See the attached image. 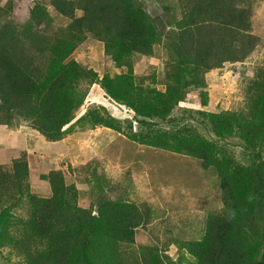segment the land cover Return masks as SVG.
<instances>
[{
  "label": "trees",
  "instance_id": "1",
  "mask_svg": "<svg viewBox=\"0 0 264 264\" xmlns=\"http://www.w3.org/2000/svg\"><path fill=\"white\" fill-rule=\"evenodd\" d=\"M160 1L49 0L58 24L37 1L22 25L9 20L12 2L0 7V127L18 118L50 143L76 127L104 128L199 161L219 182L221 207L207 216L201 238L178 245L191 259L185 263L264 264V60L247 67L261 47L252 18L264 0H175L173 11L162 5L168 25L149 6ZM89 42L102 46L114 73L100 75L75 60ZM159 46L162 80L136 72L135 60H152ZM236 65L246 71L243 106L203 110L206 76ZM93 86L130 118L121 122L103 107L78 116ZM235 146L241 160L230 151ZM11 161L10 169L0 166V253L18 264L184 263L162 259L153 246L135 247L147 210L99 196L84 207L62 171L49 172L41 191L30 185L26 155Z\"/></svg>",
  "mask_w": 264,
  "mask_h": 264
},
{
  "label": "rangeland",
  "instance_id": "2",
  "mask_svg": "<svg viewBox=\"0 0 264 264\" xmlns=\"http://www.w3.org/2000/svg\"><path fill=\"white\" fill-rule=\"evenodd\" d=\"M35 1L46 6L55 24L62 22L54 9L48 6L49 0ZM7 2L13 4L9 20L17 25L24 24L34 2L0 0V7ZM160 2L149 6L156 8L155 15L160 16L163 23L168 25L162 5L172 10L175 0ZM254 11L252 27L257 30L255 35L264 38L263 15ZM73 57L83 67L100 75L114 73L111 60L104 55L100 44H84ZM165 60L166 54L163 47L159 46L152 60L141 59L137 66L136 59L134 68L145 76L155 73L156 78L162 80ZM263 60L264 42H261V47L247 61V67L257 66ZM236 67L234 70L229 66L222 71H212L206 76L208 106L203 110H236L243 106L241 87L244 86L242 73L245 69L242 66ZM145 68V71H140ZM155 88L161 91L164 89L160 85ZM189 97L190 104L195 102L193 104L197 107V93ZM104 98L99 87H91L78 116L92 107H103L121 122L130 118L127 110ZM190 104L187 107L192 109ZM26 127L18 118L10 126L0 127V166L10 169L11 159L25 154L28 158L30 185L35 189H48L46 175L51 171H62L67 185H74L78 190L79 205L85 207L86 202L98 200V196L137 205L139 209L148 211V226L135 231V247H156L162 259L166 256L172 262L184 261L183 264H186L185 260L191 261L178 245L201 238L207 216L221 207V189L212 171L203 170L197 160L139 146L123 135L104 128L91 130L76 127L71 135L53 144ZM230 151L236 159L241 160L240 147H231ZM125 202L124 205H127ZM7 261V264H18V260L8 258L6 251H2L0 264H6ZM163 261L168 264L165 259Z\"/></svg>",
  "mask_w": 264,
  "mask_h": 264
},
{
  "label": "crops",
  "instance_id": "3",
  "mask_svg": "<svg viewBox=\"0 0 264 264\" xmlns=\"http://www.w3.org/2000/svg\"><path fill=\"white\" fill-rule=\"evenodd\" d=\"M264 3V2H263ZM261 5H264V4H260L259 6H256L255 8V11H254V13L256 12V13H258V15H260V14H262L263 15V18L261 19V20H264V6H261ZM261 6V7H260ZM255 17H256V15H254ZM260 20V21H261ZM254 22V17H253V21H252V26H254L253 23ZM252 33L255 35V31H257L256 30V28H254V27H252ZM257 36V35H256ZM259 38V37H258ZM261 38V37H260ZM262 39V42H264V38H261ZM236 66H239V65H236ZM236 66H231V68H233V70L235 69V68H237ZM224 70V69H223ZM21 131H22V129H21ZM28 159V158H27Z\"/></svg>",
  "mask_w": 264,
  "mask_h": 264
},
{
  "label": "clouds",
  "instance_id": "4",
  "mask_svg": "<svg viewBox=\"0 0 264 264\" xmlns=\"http://www.w3.org/2000/svg\"><path fill=\"white\" fill-rule=\"evenodd\" d=\"M26 128H28L29 130H31V131H33L31 128H29V127H26ZM25 128V129H26ZM33 132H35V131H33ZM36 134H38L37 132H35ZM39 135V134H38ZM40 136V135H39ZM43 138V137H42ZM44 139V138H43ZM45 140V139H44ZM47 142V141H46ZM48 143H50V142H48ZM54 144V143H53ZM17 157H19V155L18 156H16L14 159H16ZM27 159V158H26Z\"/></svg>",
  "mask_w": 264,
  "mask_h": 264
}]
</instances>
